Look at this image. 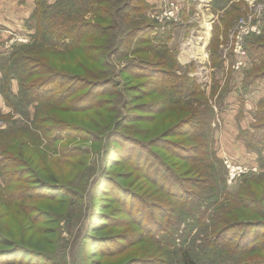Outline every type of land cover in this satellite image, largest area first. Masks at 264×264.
<instances>
[{
    "label": "trees",
    "instance_id": "16d2710c",
    "mask_svg": "<svg viewBox=\"0 0 264 264\" xmlns=\"http://www.w3.org/2000/svg\"><path fill=\"white\" fill-rule=\"evenodd\" d=\"M146 2L34 0L28 18L34 22L30 42L0 55V95L9 109L0 113L5 116L0 121L7 124L0 128V264H26L15 260L14 254L24 250L35 254L16 242L9 220L17 215L24 219L33 208L43 211L42 192L57 188L43 178L45 134L60 130L69 134L73 128L85 132L89 122L78 120L92 116L103 117L99 128H115L106 137L115 135L118 141L108 147L107 155L123 154L130 171L153 177L150 181L158 190L171 194L174 203L153 234L168 248L162 252L167 260L171 253L170 264H264V173L243 178L231 196L227 192L222 161L213 145L215 112L210 100L217 86L209 97L201 98L205 92L195 78L187 70L176 72L174 54L167 50L171 33L147 35L153 27L143 19ZM210 4L220 12L213 26L217 39L247 6L245 0H210ZM133 12L140 20L132 19ZM140 32L145 45L134 44L131 49L138 53L137 63H117L116 57L125 56L122 53ZM256 39L248 38L247 46L264 51ZM212 50L211 60H217L219 49ZM69 54H74L72 63L66 59ZM251 78L262 81L264 75ZM13 81L16 91L11 89ZM262 101L254 122L240 134L247 149L259 155L264 149ZM165 118L172 122L161 133L140 138L151 131L138 124H157ZM123 124L129 125L130 135L118 131ZM55 139L48 137L49 142ZM126 146L129 150L122 151ZM145 157L150 159L144 162L147 171L141 169ZM27 199L33 203L27 205ZM163 220L175 224L174 229L168 232ZM180 225L183 229L178 232Z\"/></svg>",
    "mask_w": 264,
    "mask_h": 264
},
{
    "label": "rangeland",
    "instance_id": "374dc122",
    "mask_svg": "<svg viewBox=\"0 0 264 264\" xmlns=\"http://www.w3.org/2000/svg\"><path fill=\"white\" fill-rule=\"evenodd\" d=\"M208 1L147 0L143 19L152 23L153 28L147 34L148 37H164L171 33L172 39L167 42V50L174 54L176 72L187 70L195 78V84L205 92L201 98L209 97L213 86H217L213 92L215 96L210 97L215 112L212 123L213 145L217 157L222 161L227 192L231 196L243 178L264 173V149L260 155L247 149L240 136L243 130L250 128L255 112L264 100V80L251 78L255 74L264 75V51L252 50L246 41L257 36L256 41L264 45V21L259 23L258 31L244 34L236 44L239 21L248 13L254 14V6L257 7L258 2H261L245 0L246 10L224 30V35L220 32L217 39L213 26L220 12L208 6ZM33 8L34 0H0V43L6 42V45H0V50L6 47L4 51L8 53L15 45L30 42L34 22L28 18ZM133 14V20H140L138 12ZM5 30L11 32L5 33L3 37L1 32ZM22 32L24 34L17 35ZM143 35L140 32L131 39L128 52L125 50L122 53L124 57L118 55L116 59L120 60H116L117 63H137L138 53L133 54L131 49L134 44L145 45L139 38ZM134 39L137 40L135 43ZM212 47L219 49L217 60H211ZM71 55L74 54L66 58L68 62L74 57ZM11 89L16 91L15 81ZM221 95L225 97L222 99ZM103 110L101 116L105 114ZM30 112H33L32 108ZM1 113L4 115L8 110ZM102 121L103 117H85V121L78 120L82 124L89 122V129H85V132L73 128L67 130L69 134L64 133L66 130L45 134L43 178L45 183L54 184L57 188H45L42 192L45 198L43 211L30 209L24 219L22 215L11 216L9 226L15 233L16 242L20 240L17 243L35 253L29 254L28 250L19 254L17 252L14 254L15 260L29 264L171 263V253L168 260L162 255L168 248L153 234L156 223L164 219V211L173 205V198L170 193L158 190L151 183L153 177H139L137 172L130 171L124 164L126 162L123 159L126 157L123 154L121 158L115 153H112L113 158L107 155L108 147L115 146L118 140L115 135L109 139L106 137L113 127L99 128ZM155 122L138 124L139 128L150 127L151 133L140 136L142 140L161 133L172 119ZM6 126L0 121V128ZM128 126H117L118 131L130 135ZM50 136L56 139L49 142ZM124 150L129 148L126 146ZM159 152L162 153L161 150ZM145 160L150 161L149 157H145L141 169L147 171L150 169L148 163L144 164ZM27 178L32 182L34 177ZM25 203L31 205L33 202L27 199ZM165 220V228L168 232L172 231L175 224L171 225ZM181 229L182 225L178 232ZM22 239L26 242H21Z\"/></svg>",
    "mask_w": 264,
    "mask_h": 264
},
{
    "label": "built area",
    "instance_id": "2783aa9c",
    "mask_svg": "<svg viewBox=\"0 0 264 264\" xmlns=\"http://www.w3.org/2000/svg\"><path fill=\"white\" fill-rule=\"evenodd\" d=\"M258 3L257 7L254 6V14L248 13L239 21V30L235 35L236 44L237 40H242L244 34L251 31H258L259 23L264 21V0H261V2Z\"/></svg>",
    "mask_w": 264,
    "mask_h": 264
},
{
    "label": "crops",
    "instance_id": "0c3cea01",
    "mask_svg": "<svg viewBox=\"0 0 264 264\" xmlns=\"http://www.w3.org/2000/svg\"><path fill=\"white\" fill-rule=\"evenodd\" d=\"M208 6H210L211 4H210V0L208 1ZM0 22H2L1 20H0ZM26 30V29H25ZM7 32H11L10 30H5L4 32H1V34H2V36L4 37L5 35V33H7ZM21 34H24V32H22V33H18L17 35L18 36H20ZM7 38V37H6ZM6 38H4V40L6 39ZM1 39V38H0ZM6 45V42H1L0 43V45L2 46V45ZM1 49L2 50H0V55L1 54H6V51H4V50H6V47L4 48V47H1ZM1 104H3L2 106H1ZM9 111V109L5 106V104H4V101H3V98H2V96L0 95V113L1 112H6V111Z\"/></svg>",
    "mask_w": 264,
    "mask_h": 264
},
{
    "label": "bare ground",
    "instance_id": "6f19581e",
    "mask_svg": "<svg viewBox=\"0 0 264 264\" xmlns=\"http://www.w3.org/2000/svg\"><path fill=\"white\" fill-rule=\"evenodd\" d=\"M207 29H208V31H207V35L209 34L208 32H209V27L207 26ZM202 45V44H201Z\"/></svg>",
    "mask_w": 264,
    "mask_h": 264
}]
</instances>
